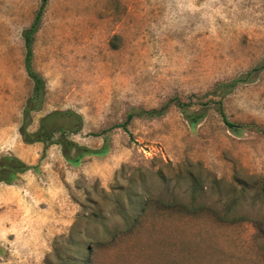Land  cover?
Listing matches in <instances>:
<instances>
[{
	"label": "rangeland",
	"instance_id": "1",
	"mask_svg": "<svg viewBox=\"0 0 264 264\" xmlns=\"http://www.w3.org/2000/svg\"><path fill=\"white\" fill-rule=\"evenodd\" d=\"M41 2L0 0V157L22 140V33ZM31 66L45 95L28 131L70 110L69 139L108 153L72 167L56 145L33 151L29 171L66 196L47 246L20 244L36 215L0 183V264H264V0H48ZM178 102L205 113L195 128Z\"/></svg>",
	"mask_w": 264,
	"mask_h": 264
},
{
	"label": "trees",
	"instance_id": "2",
	"mask_svg": "<svg viewBox=\"0 0 264 264\" xmlns=\"http://www.w3.org/2000/svg\"><path fill=\"white\" fill-rule=\"evenodd\" d=\"M47 1L48 0H42L41 6L35 14L31 26L22 33L25 49V70L28 78L32 82V90L31 95L27 99L22 110L19 135L21 136L24 144L41 143L45 145L58 146L68 164L73 167H77L81 164L83 158L85 157L93 156L101 158L108 153V146L104 141L98 148H88L80 146L69 139L70 135L78 134L81 130L82 121L80 115L70 110L52 111L39 119L38 128L35 131H28V128L32 124L31 114L32 112L40 110L45 95V82L38 73L33 71L31 58L34 35L40 26L42 14ZM256 71H259V68L249 71L244 77L236 78L227 85H220L217 89L225 87L230 90V88H234L237 84L248 80ZM177 104L192 129L195 128L196 125L205 117V113L203 111H189L182 103L178 102ZM216 104H218L217 110L226 128L234 134H239L244 126L230 122L225 116L221 104L219 102ZM167 106L168 105H163L159 110L152 109L150 111H141L138 113V116L145 115L147 117H159L165 112ZM132 116V113H129L127 117L128 119H131ZM29 170L36 171L37 166H29L19 158L12 155H4L0 157V183L12 185L20 175Z\"/></svg>",
	"mask_w": 264,
	"mask_h": 264
},
{
	"label": "crops",
	"instance_id": "3",
	"mask_svg": "<svg viewBox=\"0 0 264 264\" xmlns=\"http://www.w3.org/2000/svg\"><path fill=\"white\" fill-rule=\"evenodd\" d=\"M40 149L39 143L24 144L20 137L17 139L16 145L12 149H5V153H13L15 157L19 158L29 166H35L36 156H33V151ZM71 166V165H70ZM73 167V166H72ZM111 172H114L113 170ZM111 175V174H110ZM21 182H27V185L22 186L20 189L14 190L15 184L5 185L8 195L3 198L6 203H27L30 208V213L35 214L36 218L30 225V230H36L35 241H30L29 233L22 234L20 244L25 242L36 244L38 246H47L50 241L56 236L61 234L62 226L60 223V214H64V207L60 204L61 201L65 203V195H60L59 191L45 190L46 187L41 180L38 171L33 174L30 171L20 175ZM29 184H32L31 187ZM23 193V195H22ZM57 215V216H54ZM28 229V228H27ZM28 230V232L30 231ZM12 238L14 233H10Z\"/></svg>",
	"mask_w": 264,
	"mask_h": 264
}]
</instances>
